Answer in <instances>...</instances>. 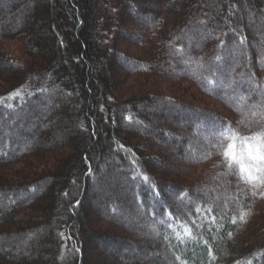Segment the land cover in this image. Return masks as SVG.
<instances>
[{"label": "trees", "instance_id": "16d2710c", "mask_svg": "<svg viewBox=\"0 0 264 264\" xmlns=\"http://www.w3.org/2000/svg\"><path fill=\"white\" fill-rule=\"evenodd\" d=\"M229 144L264 145V0H0V264H264Z\"/></svg>", "mask_w": 264, "mask_h": 264}, {"label": "snow or ice", "instance_id": "6c2138e0", "mask_svg": "<svg viewBox=\"0 0 264 264\" xmlns=\"http://www.w3.org/2000/svg\"><path fill=\"white\" fill-rule=\"evenodd\" d=\"M225 135H227V133H225ZM231 138L233 140L236 138L234 133L232 134ZM246 139L256 141L258 136H253ZM262 147H264V145L258 147L253 144L251 147H249L246 158L244 155H241L238 158L232 151L233 144H229L223 154L230 161L239 164L241 173H247V178L251 180L254 178L252 175L253 171L264 173V152L261 151Z\"/></svg>", "mask_w": 264, "mask_h": 264}, {"label": "rangeland", "instance_id": "374dc122", "mask_svg": "<svg viewBox=\"0 0 264 264\" xmlns=\"http://www.w3.org/2000/svg\"><path fill=\"white\" fill-rule=\"evenodd\" d=\"M123 68V67H122ZM48 108V107H47ZM46 118H49V120L48 121H46L45 122V126L47 125L46 123H48L49 124V126L52 124H54V121L51 119V117H49V116H46ZM51 119V120H50ZM44 130V129H43ZM205 143H203V145H204ZM188 155H193L192 153H188ZM191 158V156H186L184 159L185 160H189ZM217 195H218V197L220 198V199H225V197L227 196L226 194V192H222V193H216ZM227 200H228V198H227ZM95 255H97V253L95 254Z\"/></svg>", "mask_w": 264, "mask_h": 264}, {"label": "bare ground", "instance_id": "6f19581e", "mask_svg": "<svg viewBox=\"0 0 264 264\" xmlns=\"http://www.w3.org/2000/svg\"><path fill=\"white\" fill-rule=\"evenodd\" d=\"M129 229V228H128Z\"/></svg>", "mask_w": 264, "mask_h": 264}]
</instances>
